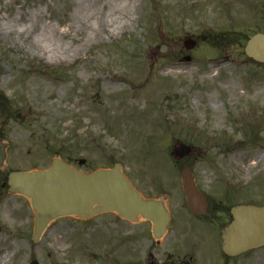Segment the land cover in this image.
Segmentation results:
<instances>
[{"label": "rangeland", "instance_id": "obj_1", "mask_svg": "<svg viewBox=\"0 0 264 264\" xmlns=\"http://www.w3.org/2000/svg\"><path fill=\"white\" fill-rule=\"evenodd\" d=\"M77 1L0 0L6 165L45 169L58 157L90 173L121 163L144 196L165 201L172 221L161 246L150 222L111 212L59 218L33 241L30 201L0 188L4 264H159L168 253L174 264H264V246L225 258L215 227L232 206L264 205V159L250 165L264 154V64L245 53L264 32V0H130L105 28L112 0H88L92 17L82 21ZM181 142L193 150L178 159ZM184 166L209 212L217 208L213 226L190 215Z\"/></svg>", "mask_w": 264, "mask_h": 264}, {"label": "water", "instance_id": "obj_2", "mask_svg": "<svg viewBox=\"0 0 264 264\" xmlns=\"http://www.w3.org/2000/svg\"><path fill=\"white\" fill-rule=\"evenodd\" d=\"M192 48L195 41H185ZM245 53L264 63V33L251 36ZM192 148L179 143L173 150L176 158L190 155ZM6 159V145L0 144V168ZM183 188L188 206L197 215L205 214L206 199L194 183L190 168L182 170ZM9 184L13 191L31 200L35 213L33 239L38 240L52 220L63 216L87 219L104 212H116L121 217L137 222L140 217L150 220L157 239L162 238L170 221V213L162 200L146 199L136 190L116 164L110 169H98L85 174L60 158H55L48 170L12 172ZM233 221L222 230L223 250L236 256L264 245V207L241 205L231 209ZM32 264H39L34 261Z\"/></svg>", "mask_w": 264, "mask_h": 264}, {"label": "bare ground", "instance_id": "obj_3", "mask_svg": "<svg viewBox=\"0 0 264 264\" xmlns=\"http://www.w3.org/2000/svg\"><path fill=\"white\" fill-rule=\"evenodd\" d=\"M113 2L108 3L109 6H107V14L105 13V16L103 15V18L101 19L104 23L103 26L105 28V23L108 24L109 21L112 23L109 24L114 25L120 18L121 16H126L127 15V10L128 8L132 6V3L130 0H112ZM76 9H77V14L74 15L75 20L82 21V20H89L92 16L89 12L90 11V4L88 3V0H78L76 2ZM48 31L45 33V37L47 36L46 34ZM56 44V43H55ZM55 48V47H53ZM55 53V52H53ZM214 107L217 108L218 105L214 103ZM264 159V154H259L254 158L256 161L255 163L250 164L252 167L256 166L258 163H260ZM7 253L4 252L0 254V264H4L7 260Z\"/></svg>", "mask_w": 264, "mask_h": 264}, {"label": "flooded vegetation", "instance_id": "obj_4", "mask_svg": "<svg viewBox=\"0 0 264 264\" xmlns=\"http://www.w3.org/2000/svg\"><path fill=\"white\" fill-rule=\"evenodd\" d=\"M1 138H3L2 132H0V140H3V141L5 140V139H1ZM10 172H11V170L8 167H5V168H3L0 171V176H4L3 179H0V188H2V189H4V188L6 189L7 188V190H9L8 175H9ZM0 192L2 193V191H0ZM209 205H210V203H209ZM215 209L216 210H214V211H217V208H215ZM214 211H213V213L209 212V207H208L207 213L205 215H194L191 212H190V215L193 217L194 220L197 221V223L206 224L207 226H213L214 225V221H215L213 219V217L216 215V213ZM208 217H210V218H208ZM219 219H220V217H219ZM171 220H172V218H171ZM231 221H232V218L230 220H228V219L223 220V221L220 220V222H218L219 226L216 223L217 226H215V227H217L219 229L220 236H221L222 228L225 225L229 224ZM156 245L157 246H161V244H159L158 241H157ZM173 257H174L173 253H171V254L168 253L167 256L160 257V258H155V260H161L159 264H174V260L175 259ZM187 258L188 257H184L181 262H177L175 264H204V262H206V260H191V259L187 260ZM225 258H230V257H227L225 255ZM232 258H234V257H232ZM221 261H223L224 264H227V262H228V260H221Z\"/></svg>", "mask_w": 264, "mask_h": 264}]
</instances>
